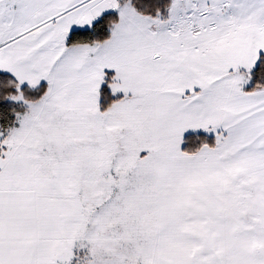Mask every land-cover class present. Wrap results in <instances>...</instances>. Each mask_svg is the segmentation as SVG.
<instances>
[{"label": "snow or ice", "instance_id": "1", "mask_svg": "<svg viewBox=\"0 0 264 264\" xmlns=\"http://www.w3.org/2000/svg\"><path fill=\"white\" fill-rule=\"evenodd\" d=\"M0 264H264V0H0Z\"/></svg>", "mask_w": 264, "mask_h": 264}]
</instances>
